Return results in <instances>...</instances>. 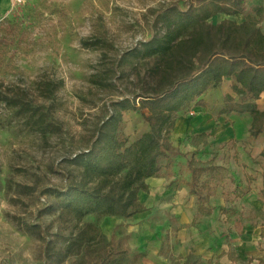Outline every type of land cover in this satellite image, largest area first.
<instances>
[{
	"label": "rangeland",
	"instance_id": "374dc122",
	"mask_svg": "<svg viewBox=\"0 0 264 264\" xmlns=\"http://www.w3.org/2000/svg\"><path fill=\"white\" fill-rule=\"evenodd\" d=\"M171 1L8 2L7 11L0 18V82L30 90L35 104L45 107L49 120L59 129L50 132L45 139L18 109L0 101V264H51L43 259L44 238L38 228L31 226L32 223L49 232L50 238L64 250L80 224L95 222L101 226L102 221L94 215L78 220L69 212L46 208L48 202L56 204V199L51 193L41 191L46 187L61 188L79 179L81 169L70 164L67 158L87 147L88 136L102 122L107 111L112 110L109 101L124 96L123 91L114 85L102 87L93 82V75L104 67L102 50L85 48L82 40L108 38L114 46L109 49L107 63L111 65L123 51L150 37L153 11L164 8ZM261 1L264 5V0ZM225 18L237 22L245 20L244 15L228 17L219 14L210 21L218 23ZM259 26L264 31V19L260 20ZM130 70L132 65L129 64L128 74H132ZM134 78L131 75L130 79H123L122 88L128 91L136 88ZM41 80L60 83L52 98H45L39 89ZM230 82L226 80L220 93L208 98L204 111L198 112L190 107L181 113L192 118L193 122L202 118L205 125L210 123L211 112L215 124L212 128L210 125L201 127L204 130L201 132L209 134V144L194 146L190 138L198 132L188 126V131H178L175 126L172 141L188 153V157L194 152L203 160L215 157L216 164L221 166L222 177L216 188L218 194L215 192V198L210 202L214 208L210 216V264L219 263V259L212 256L214 248H221L222 244L231 241L235 233L236 260L230 259V264H263L264 238H259V233L264 216L258 211H264V158L260 155L264 150V131L251 138L249 114L220 113L227 92L238 100L231 89L233 81ZM258 105L264 110V97ZM123 118L128 144L149 128L134 110L124 111ZM186 161L187 157H178L172 173L166 172L165 176L185 183L188 178ZM29 187L37 190L30 191ZM236 188L250 190L239 197ZM161 211L157 209L149 218L156 227H161L162 235L169 226L174 236L177 219L169 211L159 214ZM198 220L196 217L192 225ZM129 224L127 219L118 223L107 240H96L74 250L60 264H92L109 245L112 235L116 245L129 246L132 252H144V248L140 250L130 245ZM246 227L253 235L250 241L242 237ZM250 259L253 260L250 262ZM177 262L180 263L181 259L174 263Z\"/></svg>",
	"mask_w": 264,
	"mask_h": 264
},
{
	"label": "trees",
	"instance_id": "16d2710c",
	"mask_svg": "<svg viewBox=\"0 0 264 264\" xmlns=\"http://www.w3.org/2000/svg\"><path fill=\"white\" fill-rule=\"evenodd\" d=\"M219 14L244 15L245 20L237 22L225 18L212 23L210 18ZM262 19L261 0H172L164 8L153 11L150 37L123 51L111 65L107 63L109 49L114 46L108 38L83 39L85 48L102 50L104 67L93 75V82L102 87L114 85L124 96L109 101L112 110L107 111L88 136L87 147L67 158L70 164L81 169L79 179L61 188L41 190L56 199V204L48 202L46 208L69 212L78 220L88 215L101 221L108 216L130 219L147 210L139 198L141 190H149L147 179L165 176L166 172L170 175L177 158L185 156V171L189 175L185 183L190 194L197 198L199 214L211 216L214 208L210 199L222 177L221 166L216 164L215 157L199 159L196 152L188 157V153L173 143L172 132L183 111L205 106L204 95L222 87L226 79H232L231 89L238 100L227 93L220 113L249 114L252 119L250 137L263 133L264 110L257 102L264 95V31L259 26ZM129 64L132 74L127 73ZM131 75L135 76L133 83L137 86L129 92L122 88L121 81L130 79ZM59 86L60 83L53 80L38 83L47 99L55 95ZM0 101L18 109L45 139L50 132L59 129L49 120L45 107L35 104L30 90L25 87L0 82ZM126 110L139 113L149 127L131 144L125 132L123 112ZM208 138L207 132H198L190 139L194 146H207ZM260 155L264 158V150ZM236 189L239 197L250 190ZM29 190L37 189L29 187ZM258 213L264 216L263 210ZM31 226L40 230L44 238L42 256L51 264L62 263L67 254L96 240L108 239L98 223L84 222L71 234L64 250L39 224ZM261 237L264 238V225ZM170 248L167 236L160 253L166 255ZM224 254L236 260L231 244L221 255ZM145 257L146 252H132L129 246L116 245L112 235L109 245L92 264H145ZM201 263V256L194 251L184 258V264Z\"/></svg>",
	"mask_w": 264,
	"mask_h": 264
},
{
	"label": "crops",
	"instance_id": "0c3cea01",
	"mask_svg": "<svg viewBox=\"0 0 264 264\" xmlns=\"http://www.w3.org/2000/svg\"><path fill=\"white\" fill-rule=\"evenodd\" d=\"M9 1L10 0H0V18L5 15ZM226 80L228 82L232 81V79ZM226 80L223 82L222 87L212 89L204 95V100L206 102L205 106L209 103V97H214L220 93V89L223 88ZM227 93L231 92L229 91ZM262 97H264V95H262ZM260 99L257 102H259ZM205 106H196L191 108L201 112L204 111L206 108ZM223 106L224 104H221L219 109L221 110ZM193 121L194 120L192 118H189L185 114H180L175 124L176 129L178 131H188L191 129L194 132H201L204 131L201 127L210 125V128H212L215 124L211 112L210 123L204 125L202 123V118L199 122ZM187 126L189 127L188 130ZM174 178L175 177H171V179H169L166 176H162L150 177L147 179L149 190H141L139 192L140 201L146 206L147 210L134 215L130 219H127V222L130 223L127 230L130 233V245L132 247H139L140 250H142V248L145 249V264H174V262H176L179 258L181 259L180 264H184V258L191 251H194L196 254L201 256V264H210V216H202L199 214L196 196L190 194L189 186L186 183L181 181L173 182ZM217 194L218 191L216 192V195ZM214 198L215 195L211 197L210 202L213 201ZM157 209L162 210L159 214L162 215L163 212L169 211L177 219L178 228L174 236L172 235V231L169 226L166 228L167 230L165 231V234L162 235L161 227H156V223L149 218L151 215H154L153 213H155ZM196 217H199L198 223L192 225ZM122 221H124V219L115 216H108L104 218L101 222L102 232L107 236H110L116 225ZM141 228H143L142 231ZM235 234L232 235V240L222 244L221 248H214L212 256L215 257V260L218 258L220 264H230L231 261L229 255L221 254L230 249V244L231 248L235 249L233 247L234 242H236L235 237L237 236ZM167 236H169L171 248L166 255H162L160 250L163 241ZM252 236L251 229L246 227L243 231L242 237L245 240L250 241ZM259 238H261V230ZM238 257L242 259V256L238 255Z\"/></svg>",
	"mask_w": 264,
	"mask_h": 264
},
{
	"label": "built area",
	"instance_id": "2783aa9c",
	"mask_svg": "<svg viewBox=\"0 0 264 264\" xmlns=\"http://www.w3.org/2000/svg\"><path fill=\"white\" fill-rule=\"evenodd\" d=\"M10 1H12V2H18V1H21V0H10Z\"/></svg>",
	"mask_w": 264,
	"mask_h": 264
}]
</instances>
